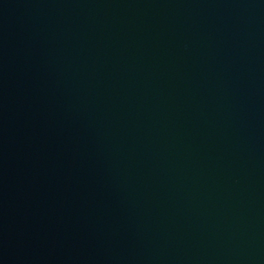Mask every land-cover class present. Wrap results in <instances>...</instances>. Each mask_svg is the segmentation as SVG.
I'll use <instances>...</instances> for the list:
<instances>
[{
  "label": "water",
  "instance_id": "1",
  "mask_svg": "<svg viewBox=\"0 0 264 264\" xmlns=\"http://www.w3.org/2000/svg\"><path fill=\"white\" fill-rule=\"evenodd\" d=\"M0 264H264V0H0Z\"/></svg>",
  "mask_w": 264,
  "mask_h": 264
}]
</instances>
